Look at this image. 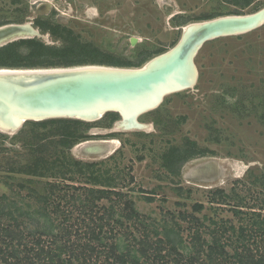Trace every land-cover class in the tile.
<instances>
[{
    "label": "rangeland",
    "instance_id": "obj_1",
    "mask_svg": "<svg viewBox=\"0 0 264 264\" xmlns=\"http://www.w3.org/2000/svg\"><path fill=\"white\" fill-rule=\"evenodd\" d=\"M251 1L240 14L264 8V0ZM236 8L228 0H0V27L27 23L40 35L18 38L0 48L23 39H37L46 46L65 45L62 35L43 31V23L59 27L61 34L70 32L66 42L92 45L117 63H138L173 48L184 22H202L211 14ZM194 61L198 70L195 86L167 95L157 108L140 115L138 121L145 129H121L117 126L120 117L111 125L100 119L89 122L88 139L65 150L73 160L101 163L102 171L108 163L116 177L114 190L125 194L147 223L165 221L175 230L180 226L186 245L190 244L191 225L182 215L197 217L207 240L206 232L217 226L237 229L254 212L264 217V24L245 34L205 43ZM31 128L29 124L20 136V131L0 132L5 136L0 137V195L13 197L3 181L10 162L16 166L23 159V142L17 138L28 136ZM34 131L40 134L47 129ZM187 142H195L205 153L189 159L178 175H172L163 167L162 155L170 149H186ZM13 176L24 179L22 174ZM33 180H37L35 187L55 181ZM75 180L84 185L82 177L75 175ZM216 190L225 194L222 204L211 202ZM27 192L19 190L29 204ZM148 197L153 201L148 202ZM195 204H202L203 209L195 212ZM62 207L66 209L65 204ZM77 217L78 211L71 208L68 224Z\"/></svg>",
    "mask_w": 264,
    "mask_h": 264
},
{
    "label": "trees",
    "instance_id": "obj_2",
    "mask_svg": "<svg viewBox=\"0 0 264 264\" xmlns=\"http://www.w3.org/2000/svg\"><path fill=\"white\" fill-rule=\"evenodd\" d=\"M228 2L237 10L217 12L201 21L246 15L239 12L252 3L251 0ZM40 27L55 37L62 35L65 45L46 46L37 39L9 43L0 48V68L48 69L86 65L139 68L150 59L117 63L92 45L66 42L71 39L67 38L70 36L68 31L63 30L61 34L59 27L51 28L43 23ZM118 118L117 113L109 112L98 122L111 125ZM27 124L32 126L30 134L16 140L23 142V159L16 161V166L10 162L7 180L3 181L15 198L0 195V264H264V217L260 218V213L251 214V219L237 229L223 224L215 227L206 232L208 240L200 232L203 224L197 217L182 215V219H187L191 225L190 244L186 245L180 226L175 230L165 221L156 225L147 223L135 210L133 202L114 190L116 177L107 161L102 171L101 163H84L67 157L65 150L89 138L86 132L92 124L74 119L27 121L17 136L22 135ZM37 127L47 131L38 134L34 131ZM49 136L53 139L47 140ZM0 137L5 136L0 134ZM185 145L184 150L170 149L162 155V165L172 175L179 174L183 163L205 153L195 142ZM110 160L113 158L108 162ZM12 174H22L24 179L18 180ZM75 175L83 178L84 185L77 184L80 181L75 180ZM45 177L55 181L42 182V187H35L37 180L33 178ZM57 178L61 181H56ZM21 189L28 191L25 198L29 204L20 197ZM153 199L148 197L146 200L151 202ZM211 200L222 204L221 201H226L224 192L216 190ZM71 208H76L78 217L73 224H68ZM202 209V204L193 206L195 212ZM73 227L76 228L73 230ZM76 232H81L82 236Z\"/></svg>",
    "mask_w": 264,
    "mask_h": 264
},
{
    "label": "water",
    "instance_id": "obj_3",
    "mask_svg": "<svg viewBox=\"0 0 264 264\" xmlns=\"http://www.w3.org/2000/svg\"><path fill=\"white\" fill-rule=\"evenodd\" d=\"M263 24L264 8L252 14L229 15L202 21L185 30L188 26L186 25L176 45L142 69L119 70L113 76L107 72L65 70L68 72L45 76L50 78L49 86L23 92L19 97L15 95L14 78L0 77V116L6 118L12 111L19 112L24 116L23 121L16 124L15 128L19 130L26 121L74 119L96 122L106 113L113 112L120 117L117 123L120 128L141 130L144 124L138 120L142 113L158 107L167 93H175L176 90L180 92L195 86L198 70L194 59L205 43L245 34ZM34 36L40 35L27 23L2 26L0 46L18 38ZM130 43L134 45L136 39L132 38ZM146 95H151L147 97L151 99L145 100ZM148 104L150 105L147 106ZM113 105L119 106V109H112ZM138 109L141 111L138 112ZM130 110L136 114V123L139 124L126 128L122 125L125 120L123 113Z\"/></svg>",
    "mask_w": 264,
    "mask_h": 264
},
{
    "label": "bare ground",
    "instance_id": "obj_4",
    "mask_svg": "<svg viewBox=\"0 0 264 264\" xmlns=\"http://www.w3.org/2000/svg\"><path fill=\"white\" fill-rule=\"evenodd\" d=\"M196 23H200V22L186 24L188 26L187 27L185 26L186 28L184 27L185 30L187 28H189L190 26L196 24ZM159 55L161 56V55H163V53L159 54ZM159 55H157V56H159ZM157 56L151 58L150 60H148L145 64H143L139 68H121V67H108V66H96V65L76 66V67H70V68H48V69H26V70L25 69H3V68H0V77L7 78V77L11 76L12 78H14L12 80H13V82L16 81L15 84H13L14 87H16L15 88L16 89L15 95L17 97H19L23 92H27V91L32 92L35 88H45V87L49 86L50 78H47L45 76H54V75H59V74H63L65 72H68L65 70H69L70 72H75V71L107 72L108 75L113 76V75H115V73L119 72V70H124V71H127V70L133 71L134 70L135 71V70L142 69L148 63H150L152 60L156 59ZM39 76H44V77H39ZM181 91L182 90H180V92ZM174 92L178 93L179 91L176 90ZM170 94H174V93L169 92L164 97H166L167 95H170ZM148 96H151V95L144 96V99L147 101L151 99V98H147ZM164 97H163V99H164ZM149 105L150 104H148L147 106H149ZM147 106H145V107H147ZM111 107H112V109H117V110L119 109V106H117V105H113ZM137 111L139 112L141 110L138 109ZM149 111L150 110H147V112H149ZM101 113L102 112H98V114H101ZM145 113H142L141 115H143ZM7 115L8 116H6V118H3L2 116H0V130H1V132L5 133V134L14 133L18 130V129L16 130V128H15L17 122L21 123L24 119V116H21L19 112L17 113V111H14V112L12 111L10 114H7ZM123 115L125 117L124 123H122V125L124 127L128 128L129 126H133V127L138 126L139 123H136L137 122L136 114H134V112L132 110L124 112ZM14 123H15V126H13ZM145 128H146V125L144 124L143 129H145Z\"/></svg>",
    "mask_w": 264,
    "mask_h": 264
},
{
    "label": "flooded vegetation",
    "instance_id": "obj_5",
    "mask_svg": "<svg viewBox=\"0 0 264 264\" xmlns=\"http://www.w3.org/2000/svg\"><path fill=\"white\" fill-rule=\"evenodd\" d=\"M14 1V3H18L19 2V0H13Z\"/></svg>",
    "mask_w": 264,
    "mask_h": 264
}]
</instances>
